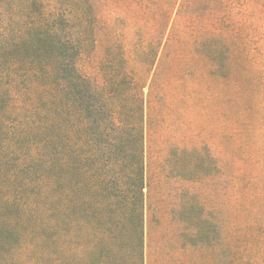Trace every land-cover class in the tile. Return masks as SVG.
<instances>
[{
	"label": "trees",
	"instance_id": "trees-1",
	"mask_svg": "<svg viewBox=\"0 0 264 264\" xmlns=\"http://www.w3.org/2000/svg\"><path fill=\"white\" fill-rule=\"evenodd\" d=\"M232 9V0H0V264H151L154 242L164 264H183L180 248L215 245L192 191L161 211L151 202L147 132L166 124L167 61L201 60L192 74L213 78L225 56L188 20ZM166 164L191 186L218 169L208 146L177 141Z\"/></svg>",
	"mask_w": 264,
	"mask_h": 264
},
{
	"label": "rangeland",
	"instance_id": "rangeland-1",
	"mask_svg": "<svg viewBox=\"0 0 264 264\" xmlns=\"http://www.w3.org/2000/svg\"><path fill=\"white\" fill-rule=\"evenodd\" d=\"M232 2L231 11L196 14L188 20L190 29L215 34L225 56L215 66L213 78L203 69L202 75L192 74L201 60L186 56L167 61L166 94L171 105L166 124L147 132L151 202L160 211L171 208L182 198L179 192L186 196L190 190L193 213L204 203L214 220L215 245L180 248L174 258L183 264H264V0ZM175 141L208 146L217 171L192 186L171 174L164 157ZM162 230H153L155 240ZM154 244L149 250L151 264L166 263V249Z\"/></svg>",
	"mask_w": 264,
	"mask_h": 264
}]
</instances>
